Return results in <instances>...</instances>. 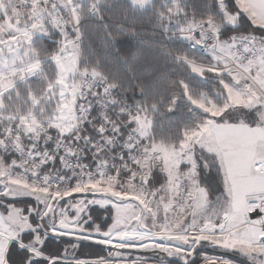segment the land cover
<instances>
[{
    "label": "snow or ice",
    "instance_id": "6c2138e0",
    "mask_svg": "<svg viewBox=\"0 0 264 264\" xmlns=\"http://www.w3.org/2000/svg\"><path fill=\"white\" fill-rule=\"evenodd\" d=\"M0 264H264V0H0Z\"/></svg>",
    "mask_w": 264,
    "mask_h": 264
},
{
    "label": "trees",
    "instance_id": "16d2710c",
    "mask_svg": "<svg viewBox=\"0 0 264 264\" xmlns=\"http://www.w3.org/2000/svg\"><path fill=\"white\" fill-rule=\"evenodd\" d=\"M97 251H98V248L95 250H90L89 255L94 257Z\"/></svg>",
    "mask_w": 264,
    "mask_h": 264
},
{
    "label": "water",
    "instance_id": "95a60500",
    "mask_svg": "<svg viewBox=\"0 0 264 264\" xmlns=\"http://www.w3.org/2000/svg\"><path fill=\"white\" fill-rule=\"evenodd\" d=\"M208 251V253H213V254H216L214 251H212V250H207Z\"/></svg>",
    "mask_w": 264,
    "mask_h": 264
},
{
    "label": "rangeland",
    "instance_id": "374dc122",
    "mask_svg": "<svg viewBox=\"0 0 264 264\" xmlns=\"http://www.w3.org/2000/svg\"><path fill=\"white\" fill-rule=\"evenodd\" d=\"M209 250H211V249H209ZM213 251V250H212ZM209 255H215V254H213V253H208Z\"/></svg>",
    "mask_w": 264,
    "mask_h": 264
}]
</instances>
